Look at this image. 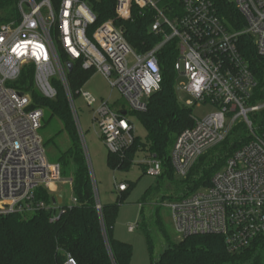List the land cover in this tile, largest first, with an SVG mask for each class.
I'll list each match as a JSON object with an SVG mask.
<instances>
[{
	"label": "built area",
	"instance_id": "1",
	"mask_svg": "<svg viewBox=\"0 0 264 264\" xmlns=\"http://www.w3.org/2000/svg\"><path fill=\"white\" fill-rule=\"evenodd\" d=\"M227 1L242 19L239 30L211 0H115V18L89 36L96 17L87 0H20L19 18L0 26V215L29 218L55 212L59 206L51 198L58 185L71 189L73 181L63 176L60 164L47 160L39 133L43 112L30 110V97L12 87L25 67L34 68V89L43 98L55 99L54 83L62 86L77 130L67 65L100 74L127 105L114 111L101 100L93 115L108 152L117 153L136 138L131 114L145 112L159 90L156 53L174 42L173 68L176 81H184L185 106L215 108L205 119H194L193 127L174 142L169 159L175 178L185 180L197 160L222 143L236 124L247 132V142L213 175L209 187L169 205L179 239L221 236L227 252L236 254L264 236V100L252 103L257 82L239 47L243 36L250 37L257 57L264 59V0ZM133 11L152 12L150 31L161 38L143 55L133 50L117 24L131 20ZM79 96L88 106L95 102L86 92ZM141 165L148 175L161 177L158 160L148 158ZM126 190L125 184L117 186L119 193ZM41 191L50 196L49 203L39 197ZM96 208L100 210L98 202ZM55 220L53 216L50 222ZM135 229L129 226L128 232ZM65 264L77 263L68 257Z\"/></svg>",
	"mask_w": 264,
	"mask_h": 264
},
{
	"label": "trees",
	"instance_id": "2",
	"mask_svg": "<svg viewBox=\"0 0 264 264\" xmlns=\"http://www.w3.org/2000/svg\"><path fill=\"white\" fill-rule=\"evenodd\" d=\"M87 1L96 17L91 31L88 32L90 36V32L97 26L115 18V0ZM19 2L20 0H0V25L19 18ZM211 2L220 16L236 30L243 27L242 19L227 0ZM153 21L152 12L133 11L131 20L117 23L122 26L126 41L137 54H146L161 40L150 31ZM239 44L240 52L257 82L252 103L261 102L264 100V59L257 57L250 37L243 36ZM176 55L174 42L166 44L156 53L155 59L161 71L159 90L150 97L145 112L131 114L143 127L145 139L136 137L133 144L122 151L108 152L106 164L111 171L128 172L138 154L143 153L146 159L154 158L161 163L163 172L159 178H165L169 183L174 182L175 176L169 159L170 150L177 137L194 125L191 109L180 106L176 99L177 77L173 68ZM94 74L93 71L83 70L80 64L74 65L72 72L67 76L68 89L73 100L79 97L83 86ZM54 85L56 98H43L34 89V68L27 66L12 87L30 97V110H41L52 120L56 118L62 123L63 130L60 133L64 131L69 137L72 157L70 163L74 168L71 173L67 169L69 161L62 160L61 170L63 176H66L68 171L72 174L71 192L76 202L67 204L63 200L57 211H43L29 218L0 215V264H65L68 257L74 259L77 264H129L132 256L131 246L113 237L119 203L100 204V210H97L90 170L67 97L60 84ZM230 136L202 155L191 168L187 178L176 184L175 190L185 187L186 196L209 187L213 175L247 142L245 132L237 133L233 138ZM132 185L127 184V190L120 194L126 193ZM159 188H162V185L158 184L156 190ZM151 192L152 189L148 190L145 196L149 197ZM39 197L49 203L50 196L46 192L41 191ZM141 215L143 216V210ZM53 216L56 220L50 222ZM148 249L150 264H240L250 259L253 264H264V236L236 254L228 253L224 239L216 235H197L179 240L177 244L165 249L156 261L152 258L150 241Z\"/></svg>",
	"mask_w": 264,
	"mask_h": 264
},
{
	"label": "rangeland",
	"instance_id": "3",
	"mask_svg": "<svg viewBox=\"0 0 264 264\" xmlns=\"http://www.w3.org/2000/svg\"><path fill=\"white\" fill-rule=\"evenodd\" d=\"M183 84L182 79L176 81L175 94L178 104L186 107L188 97ZM81 91L88 93L95 101L93 105L88 106L80 96L73 100L80 125L78 134L90 170L96 200L101 205L119 203L113 237L131 246L132 256L129 264H150L148 241L152 244L154 261L165 249L179 242L180 239L173 225L169 205L183 197L187 190L185 187L175 190L176 184H180L179 181L182 180L175 178L173 183H169L165 178H157L145 173L141 164L148 158L146 159L143 153L138 154L134 165L128 172L111 171L106 164L108 149L93 122V115L99 109L101 100L108 101L114 111L119 108L127 109V105L120 94L116 90H112L98 73L92 75ZM188 109H191L192 117L196 120H203L215 112V108L210 105ZM131 119L136 137L144 140L146 134L140 122L134 116ZM61 130H63L62 123L56 118L52 120L47 113H44L39 133L43 140L47 160L51 164H60L62 160L69 161L67 169L72 173L74 167L70 163L72 162L71 143L67 133L64 131L60 133ZM240 132H245L247 135L246 130L236 124L230 137L233 138ZM67 173L66 176H72L69 171ZM129 183L133 185L126 193L120 194L117 191L119 184L127 185ZM158 184L162 185V188L157 191ZM58 189L57 195L63 197L64 203H70L71 189L65 185H58ZM150 189L153 192L149 197H146L145 195ZM141 210H143V216ZM129 226H136L135 231L128 232ZM240 264H253V262L250 259Z\"/></svg>",
	"mask_w": 264,
	"mask_h": 264
},
{
	"label": "water",
	"instance_id": "4",
	"mask_svg": "<svg viewBox=\"0 0 264 264\" xmlns=\"http://www.w3.org/2000/svg\"><path fill=\"white\" fill-rule=\"evenodd\" d=\"M67 70H68L69 73L72 71L71 64H68L67 65ZM51 202H52L53 205H58L60 207L62 205V203H63V197L60 196V195H57L55 197H52L51 198Z\"/></svg>",
	"mask_w": 264,
	"mask_h": 264
}]
</instances>
